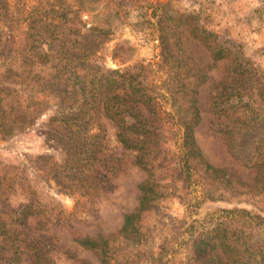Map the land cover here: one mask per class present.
Masks as SVG:
<instances>
[{
  "label": "trees",
  "instance_id": "16d2710c",
  "mask_svg": "<svg viewBox=\"0 0 264 264\" xmlns=\"http://www.w3.org/2000/svg\"><path fill=\"white\" fill-rule=\"evenodd\" d=\"M91 1L96 0H74L77 9L71 17L65 8L54 11L58 14L49 21L35 7L27 14V35L18 54L8 58L13 62L0 61L2 137L51 111L45 135L72 157L71 167L66 162L64 167L77 177L75 187H82L90 185L84 181L88 171L100 173L96 163L101 160L111 164L109 173L119 167L121 159L103 154L102 118L113 125L122 151L132 155L146 177L137 185L136 209L123 216L116 231L73 237L97 264H167L170 247L187 232L186 264H264V213L241 205H253L252 199L264 192V68L245 57L234 40L188 20L191 16L169 14L164 5L150 26L157 33L161 85L143 73L105 67L95 55L114 33L116 18L105 14L88 27L73 20ZM5 2L0 0V8ZM62 2L66 0L54 4ZM115 2L120 6L128 0ZM186 36L208 51L213 64L226 61L211 99L216 120L210 131L220 136L233 161L249 171L250 181L233 167L208 162L196 142L194 130L202 120L198 89L209 75L205 67L189 63ZM168 140L176 146L173 161L163 149ZM169 196L183 202L189 217L206 203L227 206L187 221L184 230L164 238L155 255L141 222L157 200ZM0 236L5 240L0 264H22L27 253L35 264H55L48 249L31 246L26 234L11 232L2 220Z\"/></svg>",
  "mask_w": 264,
  "mask_h": 264
},
{
  "label": "rangeland",
  "instance_id": "374dc122",
  "mask_svg": "<svg viewBox=\"0 0 264 264\" xmlns=\"http://www.w3.org/2000/svg\"><path fill=\"white\" fill-rule=\"evenodd\" d=\"M54 1L6 0L0 8V61L13 62L8 58L18 54L27 35L26 16L32 7L48 21L63 8L69 10V17L77 9L74 0L57 5ZM132 1L123 2L120 6L115 0L91 1L87 10L73 17L77 23L85 21L87 27L105 14H110V20L116 18L114 33L95 55L99 64L143 73L148 81H156L160 86L164 75L159 70L157 33L150 26L151 20L162 14L164 9L161 6L164 5L169 14L191 16L188 20H197L199 24L234 40L240 44L245 57L264 68V0ZM114 9L119 13L115 14ZM184 48L189 63L205 67L209 75V80L198 89L202 120L194 130L196 142L208 162L214 166L233 167L241 179L250 181L249 171L233 161L220 136L210 131L211 123L216 120L211 110V99L222 80L226 61L213 64L208 51L187 36ZM4 103L8 104V101ZM50 112L8 136L2 137L0 133V220L11 232L26 234L31 246L40 251L48 249L49 258L55 264H97L93 253L78 246L73 237L116 231L123 216L136 209L137 185L146 173L133 164L131 154L122 151L116 140L115 128L102 118L105 129L103 154L107 159L109 155L121 159L119 167L109 173L111 164L108 160H101V163H96L100 173L95 174L96 170L91 169L84 180L90 185L75 187L77 177L64 167L66 163L71 167L72 157L45 135L44 122ZM163 149L173 161L175 144L168 140ZM251 202L254 204L241 205L264 213V192ZM224 206H227L224 202L206 203L198 215L189 217L179 198H161L143 217L141 230L152 244V252L157 255L164 238H170L178 228L184 230L192 218L202 217L206 211ZM25 212L29 214L26 218ZM188 235L185 233L178 243L174 242L170 247L167 264H186L184 242ZM4 242V237L0 236V243ZM22 264H35L34 257L25 254Z\"/></svg>",
  "mask_w": 264,
  "mask_h": 264
}]
</instances>
